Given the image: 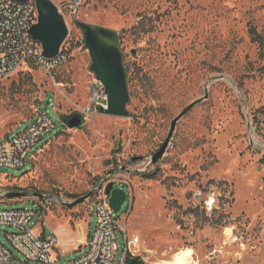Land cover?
<instances>
[{"label":"rangeland","instance_id":"374dc122","mask_svg":"<svg viewBox=\"0 0 264 264\" xmlns=\"http://www.w3.org/2000/svg\"><path fill=\"white\" fill-rule=\"evenodd\" d=\"M52 1L68 24L69 60L51 74L31 63L0 79V142L26 129L39 108L57 127L31 164L0 169L7 175L0 194L30 193L0 196V207L38 204L35 232L62 238L55 254L64 264L85 253L99 195L66 203L111 173L129 193L115 214L143 264H176L188 248L196 264H264V51L250 34L255 26L264 36V0ZM76 19L120 32L131 116L84 112L104 87ZM206 83L207 98L178 121L161 160L150 169L149 158L133 160L162 147L172 121L206 95ZM76 111L84 124L68 127L63 117ZM11 230L0 225L8 247ZM118 245L117 263L126 248L121 229Z\"/></svg>","mask_w":264,"mask_h":264},{"label":"built area","instance_id":"2783aa9c","mask_svg":"<svg viewBox=\"0 0 264 264\" xmlns=\"http://www.w3.org/2000/svg\"><path fill=\"white\" fill-rule=\"evenodd\" d=\"M76 12L75 8L74 13ZM38 17V7L34 0H0V79L13 76L31 63L51 74L54 69L68 62L69 54L64 48L54 57L44 55L42 42L30 32L38 22ZM106 99L105 90L95 93L84 112L90 113L97 104H106ZM30 121L26 129L14 131L0 142V169L22 168L31 164L38 151L35 150L36 146L57 127L48 111L43 108L37 109ZM0 176L3 178L7 175L1 173ZM110 176L111 173L103 177L98 185L101 186L96 192L99 195L98 221L86 243L85 253L64 264H129L130 255L134 256L130 253L132 242L105 191L111 181L115 186H126ZM38 210V204L33 208L0 207V225L12 229L5 233L10 247L0 240V264H57L58 257L55 253L59 249L60 239L56 235L46 237L35 232L33 223ZM120 229L125 232L126 248L117 263Z\"/></svg>","mask_w":264,"mask_h":264},{"label":"water","instance_id":"95a60500","mask_svg":"<svg viewBox=\"0 0 264 264\" xmlns=\"http://www.w3.org/2000/svg\"><path fill=\"white\" fill-rule=\"evenodd\" d=\"M26 1V0H20ZM38 7L39 17L30 32L34 38L40 40L43 44L44 55L51 58L59 54L63 44L68 36L69 28L67 21L52 0H34ZM76 25L83 33V39L86 48L91 56V70L96 78L103 85L106 94V104H97L94 108L96 113L109 116H131L128 109L130 103L129 90V67L126 65V57L120 40V32L105 26L88 23L80 19L75 20ZM135 54V51H133ZM206 95L190 103L171 124L168 136L162 147L153 155L138 156L133 160H145L149 158L146 169L154 166L165 154L168 145L173 137L178 121L186 115L195 105L207 98L208 83L205 84ZM85 116L83 112L76 111L63 117V123L68 127H80L84 124ZM101 189H98L76 199L67 202L68 207L76 206L85 202L92 195ZM106 194L110 197V205L115 212L122 209L123 204L127 201L129 193L125 188L115 187L113 181L106 186ZM33 196L44 197L41 193H32ZM3 198L28 197L26 191H7L0 194Z\"/></svg>","mask_w":264,"mask_h":264},{"label":"trees","instance_id":"16d2710c","mask_svg":"<svg viewBox=\"0 0 264 264\" xmlns=\"http://www.w3.org/2000/svg\"><path fill=\"white\" fill-rule=\"evenodd\" d=\"M250 34L252 36L253 41L259 43L261 50L264 51V36H263V34L260 33L255 26L250 27ZM143 175L146 178H155V176H156L155 171L144 172ZM17 189L21 190L22 188L18 187ZM128 262H129V264H143L141 257L131 256V255L128 259Z\"/></svg>","mask_w":264,"mask_h":264},{"label":"bare ground","instance_id":"6f19581e","mask_svg":"<svg viewBox=\"0 0 264 264\" xmlns=\"http://www.w3.org/2000/svg\"><path fill=\"white\" fill-rule=\"evenodd\" d=\"M60 245H61V241L59 246ZM174 261L176 264H196L193 260L192 252L189 248L183 249L179 253H177Z\"/></svg>","mask_w":264,"mask_h":264},{"label":"crops","instance_id":"0c3cea01","mask_svg":"<svg viewBox=\"0 0 264 264\" xmlns=\"http://www.w3.org/2000/svg\"><path fill=\"white\" fill-rule=\"evenodd\" d=\"M93 231V230H92ZM91 231V232H92ZM91 234V233H90ZM56 235V234H55ZM57 237H59L58 235H56ZM90 237V236H89ZM59 239H61L62 240V238L61 237H59ZM89 239V238H88ZM88 241V240H87ZM85 247H86V244H85Z\"/></svg>","mask_w":264,"mask_h":264}]
</instances>
